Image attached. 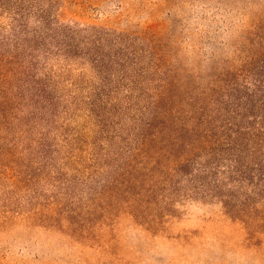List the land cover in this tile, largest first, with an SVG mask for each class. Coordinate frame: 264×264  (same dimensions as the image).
I'll list each match as a JSON object with an SVG mask.
<instances>
[{"label": "rangeland", "instance_id": "1", "mask_svg": "<svg viewBox=\"0 0 264 264\" xmlns=\"http://www.w3.org/2000/svg\"><path fill=\"white\" fill-rule=\"evenodd\" d=\"M22 9L15 21L13 10L0 7V264H264V201L235 194L225 204L194 191L189 174L196 163L171 173L172 184L163 183L166 169L139 164L145 175L136 186L118 181L104 193H82L83 178L111 181L127 167L126 141L142 112L98 121L89 110L96 68L55 53L49 35L36 50L23 40L34 45L50 27L73 30L78 40L98 33L102 43L129 42L140 54L138 67L155 69L153 81L142 73L133 89H169L172 97L175 117L158 120L162 134L151 138L153 151L166 158L181 133L176 123L195 138L205 134L208 127L194 117L207 114L218 90L255 89V69L264 62V0H24ZM32 79L47 85L54 105L39 109L31 101ZM183 135L186 141L189 133ZM209 145L181 142L172 158L203 159ZM2 172L19 177V187Z\"/></svg>", "mask_w": 264, "mask_h": 264}, {"label": "trees", "instance_id": "2", "mask_svg": "<svg viewBox=\"0 0 264 264\" xmlns=\"http://www.w3.org/2000/svg\"><path fill=\"white\" fill-rule=\"evenodd\" d=\"M23 3L24 0H0V7L13 10V18L16 21L17 16H22V12L20 14L17 11H24ZM40 18L44 23L46 17L41 16ZM44 24L46 28L51 25L47 21ZM46 30L45 34L37 33L35 35L34 45L32 39L23 40L29 43V49L36 50L44 42L43 38L49 35L51 41L56 43L55 53L56 51L57 53L62 52L65 54L64 58L68 59L74 55L79 56L84 61L83 63L88 61L96 68L99 84L94 88L97 94L89 97L90 107H92L89 110L98 121L107 124L109 116L117 118L121 115L122 110L131 114L142 112V117L136 121L130 140L126 141V144H131L124 157L127 167L121 169L119 175L113 177L111 181L110 178L101 180V184L92 178H83L78 183L80 187L86 189L82 193H86V195L94 192L104 193V189L118 181L121 184L124 183L123 186L127 189L132 188L134 183L136 186L138 182L143 181L140 177L145 175L137 171L136 166L139 164L146 168L157 167L159 169L162 167L166 169L163 172L165 176L163 183L172 184L171 173H180L189 167V163H196V169L194 168L189 174L194 191L197 192L198 189H201V192L206 195L225 198V204L232 201L235 194L243 195L245 200H249L251 195L254 196L255 205L264 201V62L255 69V89H232L227 90L228 93H224L225 90L223 92L218 90V98L212 99L211 107L206 110L207 114L202 117H194L197 123L205 124L208 127L204 135L195 138L192 135V129L189 132L187 129H182L181 124L176 123V127L179 126L181 133H178L174 138L169 136L171 141L166 147L167 156L165 158L160 151H153L151 138L156 134L160 137L162 134V130L158 128V120L165 125L166 120H171L176 115L174 111L168 109V99L172 98L169 89H133L134 81L142 73H144L146 82L153 81L151 75L155 69L152 64L148 65L146 69L139 68L137 63L141 62L140 54L129 42L126 45L113 41H109V44L102 43L103 37L98 33L78 40L75 39L76 32L73 30L61 28L57 32L50 27ZM24 36L26 38L27 34ZM133 37L139 36L134 35ZM37 38L43 39V41L39 42ZM14 57H17V53L11 58ZM34 66L35 63L30 62L32 69ZM159 80L161 79L156 81ZM32 81L33 84L27 83L35 89L29 95L31 101L34 104H41L39 109L45 105H54L55 97L49 93L47 85L38 83L34 79ZM19 93V98L23 99V91ZM95 96H97L96 99ZM107 105H111L110 108L105 107ZM96 106L98 111H95ZM177 119L180 118L177 117ZM176 127L170 128L175 132ZM185 132H188L189 136L186 141H183L182 136ZM134 141L136 146L132 147ZM181 142H184L186 146L193 145L196 149L199 145L206 143L210 144L209 149L212 145V149L207 151V156L203 159L202 156L196 155L200 162L197 160L189 162L190 155L172 158L173 155H177V150L174 147ZM39 144L43 156L50 159L51 151L45 149L42 140ZM158 156H162V160L168 162L165 165L161 164ZM136 172L139 174H134ZM1 174L7 177L10 185L19 187L18 182H21L19 177L7 175V172ZM70 182L72 181L69 180Z\"/></svg>", "mask_w": 264, "mask_h": 264}]
</instances>
